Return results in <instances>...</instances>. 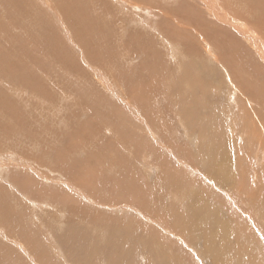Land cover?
Instances as JSON below:
<instances>
[{
    "label": "rangeland",
    "instance_id": "1",
    "mask_svg": "<svg viewBox=\"0 0 264 264\" xmlns=\"http://www.w3.org/2000/svg\"><path fill=\"white\" fill-rule=\"evenodd\" d=\"M0 165V264H264V0H0Z\"/></svg>",
    "mask_w": 264,
    "mask_h": 264
},
{
    "label": "bare ground",
    "instance_id": "2",
    "mask_svg": "<svg viewBox=\"0 0 264 264\" xmlns=\"http://www.w3.org/2000/svg\"><path fill=\"white\" fill-rule=\"evenodd\" d=\"M135 1V0H134ZM203 2V1H202ZM129 3V2H128ZM146 4H149V3H147V2H145ZM121 4V3H120ZM205 4V3H204ZM119 5V4H118ZM131 4L129 3V6H130ZM124 6V5H123ZM132 6H134V5H132ZM126 7V6H125ZM131 7V6H130ZM208 7V6H207ZM132 8V7H131ZM142 8V7H141ZM202 8V7H201ZM204 8V7H203ZM209 8V7H208ZM130 9V8H129ZM133 9V8H132ZM138 9V8H137ZM123 10H124V8H123ZM140 10H142V9H140ZM223 10V9H222ZM143 11V10H142ZM140 12V11H139ZM144 12V11H143ZM211 14V13H210ZM221 15H223V14H221ZM220 15V16H221ZM226 16V15H225ZM64 17V16H63ZM69 18V17H68ZM221 18H223V17H221ZM230 19V18H229ZM227 21V20H226ZM219 24H221V23H219ZM225 24V23H224ZM222 25V24H221ZM226 26V25H225ZM181 29V28H180ZM70 31V30H69ZM240 31V30H239ZM248 32V31H247ZM201 33V32H200ZM249 33V32H248ZM147 38V37H146ZM183 38V37H182ZM140 39V38H139ZM141 40V39H140ZM185 41V40H184ZM151 42V41H150ZM198 42V41H197ZM202 42V41H201ZM130 43V42H129ZM183 43V42H182ZM192 43V42H191ZM134 44V43H133ZM140 44V43H139ZM158 47V46H157ZM190 48V47H189ZM207 49V48H206ZM135 50V49H134ZM259 51V50H258ZM209 53V52H208ZM176 55V54H175ZM189 57V56H188ZM159 61V60H158ZM199 62V61H198ZM157 72V71H156ZM209 74V73H208ZM183 77V76H182ZM179 80V79H178ZM184 81V80H183ZM217 86V85H216ZM117 88V87H116ZM225 109V108H224ZM210 110V109H209ZM95 120H96V118H95ZM73 125V124H72ZM83 130V129H82ZM54 136V135H53ZM34 147V146H33ZM8 152V151H7ZM209 154V153H208ZM210 155H213V154H210ZM47 157V156H46ZM3 159V158H2ZM219 159V158H218ZM224 160V159H223ZM232 163H234L233 161H232V159L231 158H228V160H226L225 161V167H227V165L226 164H232ZM219 164H221V163H219ZM219 164H215V165H213L212 167H211V170L212 169H216L218 166H219ZM1 166V165H0ZM4 166V165H3ZM2 166V167H3ZM231 166V165H230ZM1 167V168H2ZM7 168V167H6ZM235 169V168H234ZM235 171V170H234ZM3 172V171H2ZM1 174V173H0ZM231 175H232V173H230ZM235 174V173H234ZM3 175V174H2ZM235 178H237V177H235ZM3 200V199H2ZM7 200V199H6ZM9 201V200H8ZM4 202H5V199H4ZM0 203H2V202H0ZM34 204V206L36 207V206H39V205H36V203H33ZM253 204V203H252ZM41 205V204H40ZM46 205V204H45ZM1 206H2V204H1ZM47 206V205H46ZM45 206V207H46ZM18 207V206H17ZM43 207H44V205H43ZM41 208V207H40ZM2 209V208H1ZM7 210V209H6ZM238 211V210H237ZM171 212V211H170ZM252 215V214H251ZM22 216V215H21ZM16 217V216H15ZM18 218V217H17ZM9 219V218H8ZM167 219H169V218H167ZM181 219V218H180ZM20 220H21V217H20ZM25 220V219H24ZM170 220V219H169ZM15 221V220H14ZM17 221V220H16ZM23 221V220H22ZM30 221V220H29ZM32 221V220H31ZM186 221V220H185ZM10 222H12V221H10ZM9 222V223H10ZM19 222V221H18ZM35 223V222H34ZM12 224H14L13 222H12ZM10 225V224H9ZM20 225V224H19ZM23 225V224H22ZM12 225H10L9 227H11ZM72 226V225H71ZM71 226H69V228L71 227ZM181 226V225H180ZM183 226V225H182ZM13 227V226H12ZM11 227V228H12ZM21 227V226H20ZM101 227V226H100ZM264 227V226H263ZM6 228V227H5ZM2 229V228H1ZM0 229V230H1ZM13 229H15V228H13ZM23 229V228H22ZM71 229H74V228H71ZM27 230V229H26ZM77 230V229H76ZM108 229H106V231H107ZM226 229H224V231H225ZM16 231V230H15ZM17 231H19L18 229H17ZM16 231V232H17ZM24 232H25V229L23 230ZM8 232V231H7ZM10 232H14V231H10ZM231 232V231H230ZM18 233V232H17ZM26 233V232H25ZM29 233H32V232H29ZM68 233V232H67ZM70 233V232H69ZM8 234H9V232H8ZM19 234V233H18ZM27 234V233H26ZM26 234H24V235H26ZM34 234V233H33ZM80 234H81V232H80ZM4 235V234H3ZM32 235V234H31ZM30 235V236H31ZM105 235V234H104ZM235 235V234H234ZM8 236V235H7ZM10 236V235H9ZM13 236V235H12ZM16 236V235H15ZM14 236V237H15ZM106 236V235H105ZM189 236V235H188ZM79 237H80V235H79ZM115 237V236H114ZM6 238V237H5ZM21 238V237H20ZM27 238V237H26ZM64 238V237H63ZM86 238V237H85ZM103 238H105L104 236H103ZM22 239L23 238H21V240H20V242L22 241ZM9 240V239H8ZM12 241H14L13 240V238L11 239ZM17 240V239H16ZM25 240V239H24ZM27 240H28V238H27ZM33 240V239H32ZM18 241V240H17ZM16 241V242H17ZM26 241V240H25ZM102 241V240H101ZM104 241V240H103ZM15 241H14V243H16ZM32 243V242H31ZM79 243V242H78ZM106 243V242H105ZM108 243V242H107ZM106 243V244H107ZM20 244V243H19ZM23 244V243H22ZM80 244V243H79ZM95 245V244H94ZM223 245V244H222ZM78 246V245H77ZM81 246V245H80ZM208 247V246H207ZM209 248V247H208ZM42 249V248H41ZM92 250H94V249H92ZM91 250V251H92ZM91 251H89V252H91ZM211 252V251H210ZM229 252V251H228ZM227 252V253H228ZM94 253V252H93ZM48 254V253H47ZM86 254H87V252H86ZM209 254V253H208ZM104 255H106V254H104ZM211 255V254H210ZM85 256V255H84ZM83 256V257H84ZM88 256V255H87ZM89 256H92L91 254L89 255ZM211 256H213V255H211ZM222 256V255H221ZM111 257V256H110ZM75 258V257H74ZM76 260H78L79 259V257H76L75 258ZM35 260V259H34ZM217 260V259H216ZM81 261V260H80ZM123 263V262H122ZM250 263V262H249ZM80 264V263H79ZM83 264V263H82ZM223 264H225V263H223Z\"/></svg>",
    "mask_w": 264,
    "mask_h": 264
}]
</instances>
